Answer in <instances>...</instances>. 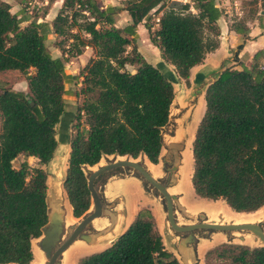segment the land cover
I'll list each match as a JSON object with an SVG mask.
<instances>
[{
	"label": "trees",
	"instance_id": "1",
	"mask_svg": "<svg viewBox=\"0 0 264 264\" xmlns=\"http://www.w3.org/2000/svg\"><path fill=\"white\" fill-rule=\"evenodd\" d=\"M39 1L45 3L41 13L22 19L18 14L23 11L11 13L0 1V74L16 71L26 83L24 91L0 90V264L32 262L31 241L47 222L45 172L26 161L13 168L12 161L18 156L34 158L38 165L51 160L64 85L80 80L75 96L81 101L66 141L62 181L71 217L78 219L90 206L86 169L101 158L144 157L157 164L172 82L177 78L188 84L190 69L217 48V21L224 17L218 0L174 1L170 7L169 0H124L123 7L103 8L96 0ZM57 1L50 29L58 38L59 57H52L44 46L49 29L32 19L43 17ZM247 5L251 9L244 17L227 23L243 40L233 51L235 63L247 39L246 22H264V0H248ZM121 10L129 23L118 27L113 16ZM21 22L27 24L20 27ZM139 24L175 77L147 63L137 51ZM86 48V63L76 75H66L65 64ZM203 102L190 143L192 192L199 199L221 200L234 213L256 212L264 206V48L255 51L247 65L239 63L238 70L220 71L206 85ZM121 170L130 171L115 172ZM125 176L138 179L144 191L152 190L135 172ZM98 195L103 202L102 191ZM76 264L179 263L164 248L150 212L140 209L108 247ZM203 264H264V246L221 243L203 254Z\"/></svg>",
	"mask_w": 264,
	"mask_h": 264
},
{
	"label": "rangeland",
	"instance_id": "2",
	"mask_svg": "<svg viewBox=\"0 0 264 264\" xmlns=\"http://www.w3.org/2000/svg\"><path fill=\"white\" fill-rule=\"evenodd\" d=\"M2 2H5L10 7L11 13H17L18 11H23L26 16H33L34 13L40 14L43 6L45 5L44 2H41L39 0H0ZM98 4L103 8L105 5H114L117 7H123V1L124 0H96ZM167 1V0H165ZM174 1L185 3L188 0H169L167 6H173L172 4ZM248 0H218V4L220 9L222 11H225L226 14L224 15L225 22L233 21L237 18H242L247 14V11L251 9L249 5H247ZM59 3V2H58ZM59 4L53 3L49 8L50 13L52 11L57 10V7ZM258 10L257 15L262 14L261 9L259 5L256 7ZM48 11V12H49ZM23 18L24 16H20V18ZM114 20L115 25L118 27H123L126 24H128L129 19H127L123 11H117L114 14ZM21 18V19H22ZM154 19V16H150V22ZM33 21H37V19L33 18ZM255 22V21H254ZM27 22H21L20 27H23ZM44 25L48 28L47 23H44ZM136 33H137V40L136 43L139 47V52L141 55H145L143 57L145 61H147L149 64H151L154 67H157L161 70H163L166 73H171L174 77L173 68L167 64H165L159 57L157 49L151 45V43L148 40L146 36V30L143 27H136ZM58 38L52 37L50 32L47 31L45 34L44 39V46L48 53L52 55H56L57 49L55 47V44L57 43ZM153 47V48H152ZM154 49V50H153ZM126 51H129V48H126ZM71 59L70 61H72ZM81 63V62H79ZM225 66L226 63L223 62ZM77 66L72 65L70 62L65 64V71L64 73L69 76H74L78 73V70L76 69ZM125 70L132 72L134 68L130 66H126ZM29 74H32V71H29ZM207 79V78H206ZM79 79L78 80H71L67 84L64 85V94L62 95V99L64 101V108H63V114L59 119V122L54 127V138L56 140V148L53 152L51 160L45 164V165H38L36 162V159L34 158H26L24 156H18L15 160L12 161V167L18 168L19 164L22 161H26L28 166L31 167H39L41 168L45 174H46V185H47V197L48 200H52L53 196L55 199L61 200V203L63 204V207L65 209H68L69 206L67 204V201L65 199L64 192L62 190V181L64 178V172L66 169V162L68 157V145H67V138L70 134V125L72 123V117L74 115L75 108L80 104V97H76L75 94L77 92V89L79 87ZM25 77L19 74L16 71H10L6 72L4 74H0V90L8 89L12 91H24L25 90ZM205 81H200L198 83L191 80L188 84L184 82L183 80L175 78V80L172 82V89H173V99L171 102V105L169 107V116H168V123L167 125L161 130V135L163 139V161L161 159H158V162L156 165L150 166V169L152 171H156L161 169V167L164 168V170H168L173 172V166L176 167L179 164L177 155L174 156L173 151L175 150L178 152H182L186 147V141L189 140V149H190V141H192L193 134L195 131V127L199 121V119L202 116L203 109H204V102H203V91L205 89ZM197 114L195 113V109ZM195 120H192L193 118ZM190 125L191 128V134L186 135V129L187 126ZM81 127L83 125L81 124ZM189 134V133H188ZM142 157H138L137 159L133 161H140ZM119 159H128L127 157H113L108 156L101 158L98 164H96L92 168H88L89 171H93L98 166L107 164L109 162H113ZM143 159V158H142ZM191 159V157H190ZM145 163L147 162L146 159L143 160ZM189 162V161H188ZM192 160L188 163L186 168H191ZM180 170H182L183 163L181 164ZM186 166V165H185ZM163 170V169H161ZM127 173H130L121 170V173L113 172L114 177L123 176ZM112 174V172L102 174L100 178H98L96 184L99 186L98 190L103 191V184L107 180V178H110L109 175ZM179 167L177 171L173 174H169V178L167 179L168 175L165 172H161L159 176V181L166 184L167 186L176 181L179 178ZM108 176V177H107ZM140 182V181H139ZM170 182V183H169ZM187 187L183 188L181 185L179 186L178 190L182 192V203L186 205V208L192 211V214H187L184 209L180 208V204L178 202L172 201V207H173V217L175 222L178 225L181 224H187L188 222L193 223H199V222H212L214 224H254L257 225L260 230L264 233V207L259 209L256 213L250 214V215H241V216H234L232 215L230 218H226L223 214L218 213V205L224 204L221 200L216 201H207L203 199L197 198L191 190L189 178L187 181ZM140 186L142 189V185L140 182ZM189 187V188H188ZM146 191H143V194L150 198L154 199V201L159 205L160 208V214L162 215V222L156 218L157 220V229L160 231V235L162 237L163 246L165 249L170 252L178 261L179 264H203V254L207 251L204 247H201L199 244L196 248L195 254H189L186 257L180 256L176 250H175V243L178 241V239L182 238L184 234H177L171 231V229L168 227L166 220H165V209H164V202L161 200L160 197L155 195V193L150 189H145ZM174 190H168L169 195H176L173 192ZM138 198L134 197V206L137 207L140 206V202ZM50 206V205H49ZM144 207V208H143ZM152 207L149 205H142L140 209H146L151 212ZM228 210L229 208L226 207ZM90 209V207H89ZM138 210V211H139ZM152 215V214H151ZM186 215V217H184ZM217 215H220L221 218H218ZM153 217V216H152ZM80 218H78L76 221H78ZM75 220H69L65 222V233L68 232V226L75 223ZM154 221V222H155ZM194 237L198 239V243L203 240V238L206 237L204 240H210L212 241V247L217 246L221 243H227L231 242L233 244H239V245H246L249 247H256V246H262V244L258 241L256 237H254L252 234H250L247 231H237V232H230V233H217L214 231H194L193 232ZM214 237V238H213ZM216 237H220V239H216ZM213 238V240H212ZM240 238H243L241 240ZM200 239H202L200 241ZM231 240V241H229ZM36 241H32V245L37 249L36 247ZM190 248L193 250L192 253H194L193 243H189ZM211 247V248H212ZM209 249V248H208ZM88 250V249H83ZM83 252H74L70 255V257L65 260L64 264H76L79 256H81ZM41 259L40 262H36L37 264H44L45 259L43 255L40 253ZM63 255L59 259L60 264H63ZM35 261L33 260L30 264H33Z\"/></svg>",
	"mask_w": 264,
	"mask_h": 264
},
{
	"label": "crops",
	"instance_id": "3",
	"mask_svg": "<svg viewBox=\"0 0 264 264\" xmlns=\"http://www.w3.org/2000/svg\"><path fill=\"white\" fill-rule=\"evenodd\" d=\"M55 3L60 4V1H57ZM111 6H114V5H111ZM48 11L43 17L38 18L37 22L47 23L51 36L55 37L51 33L50 21L54 17L56 10L52 11L51 13L50 11L49 12ZM17 13H19V11ZM223 13L224 15L226 14L225 11H223ZM123 14L127 19H129L127 14L124 11H123ZM20 16H26V15L25 13H20L18 14V17ZM237 19H240V18H237ZM227 23L229 22H225L224 17H221L217 21V25L219 28V36L217 38L218 40L217 48L213 50L212 52L205 54L204 59L202 60L201 64L194 66L190 69L188 83L191 80H193L194 82H200L203 80L206 83L205 84V87H206V85H208L220 71H222L225 68H231L233 70H238L239 63L243 65H247L249 63V59L252 56V54L257 50L264 48V22H262V26H258V23L256 21L246 22V26L248 28L247 39L244 40L243 47L236 56V60L238 62L235 63L233 61V51L237 45L242 43L243 40L239 35L228 30ZM140 26L143 27L141 24L137 25L136 27H140ZM135 34H136V40H137L136 28H135ZM145 37L147 38V32H146ZM136 47H137V51L139 52V47L137 43H136ZM141 56L145 57L144 54ZM52 57H59V52L57 51L56 55H52ZM89 57H90V50L86 48L81 55L77 56L76 58H73V60L69 62L72 65L75 64V66H77L76 69L78 70L83 67V65L86 63ZM223 62H225L227 66H225ZM162 150H163V147L161 148L159 159L163 156ZM182 159H183V151L182 152L179 151L180 164L178 167H179L180 176L177 179L176 184L173 187L169 188L168 190L173 189L174 190L173 192L174 194H176L177 201L179 202L180 206L185 210L187 214H192L193 212L187 209L186 205L182 203L181 200H183L182 198L183 194L180 191V189L178 190L179 186L181 185L180 168L182 166L181 165ZM143 160H145L144 157H143ZM190 161L191 160L189 158V162ZM143 163L146 166L149 173L154 178H159L161 169L152 171L150 169V166H153L152 164H150L149 162L145 163L144 161ZM191 168H192V164H191ZM191 168L189 167V174H191ZM46 194H47V189H46ZM102 195H103V199L105 202V205H104L105 207L103 208L100 217L91 222V228H92V231L90 232L92 236L91 240H89V242L87 243L83 241H75L73 244H71L67 248V250L63 253V257H62L63 264L65 260H67L70 257V255L73 254L74 252H78V251L83 252L81 256L77 257L79 259L85 255L99 252L105 249L106 247H108L110 243L127 228V226L133 220L139 208L142 207V205H149L150 207H152L150 210L152 212L151 214L153 218L157 217L158 220L160 218V221L161 222L163 221L162 215L160 214V211H159L160 210L159 205L154 201V199H150L143 194V191L140 186V182L134 177H123V178L113 177V178L107 179L103 185ZM134 197L141 200L139 207H137L136 205L134 206V202H133ZM64 220L65 222L69 220H73V221L77 220L71 217L70 208H69V211L68 209H65ZM156 223H157V220L155 221V224ZM157 231L160 235V231L158 229ZM216 239H220V237H216ZM34 240H37V239H34ZM201 240L202 239H200V241ZM32 241H31V251H32ZM198 241L195 245V252L199 244L201 245V247H204L206 250H208V248L210 249L213 245L212 241L210 242V240L203 239L199 243ZM85 248L88 250L83 251V249ZM32 259H33V253H32Z\"/></svg>",
	"mask_w": 264,
	"mask_h": 264
},
{
	"label": "water",
	"instance_id": "4",
	"mask_svg": "<svg viewBox=\"0 0 264 264\" xmlns=\"http://www.w3.org/2000/svg\"><path fill=\"white\" fill-rule=\"evenodd\" d=\"M30 105L32 104L30 103ZM162 147H164L163 139L161 148ZM179 151L180 150H178V152H176L175 150L173 151L174 156L177 155L178 161ZM142 158L138 162L133 161L129 158L119 159L98 166L93 171H89L87 168L86 188L90 197V209H88V211L82 217H80L78 221L68 226L67 233H65V208L63 207L61 200L55 199V197L53 196V199L49 201L46 194L45 201L47 205V222L40 229V236L36 238V247L45 259L44 264H60L59 259L71 244H73L75 241H83L87 243L89 242V240H91V222L100 217L102 210L105 207L104 199L103 202H101V200L99 199V186L96 184V182L102 174L109 172H112L113 174L116 169H129L130 172H135L148 186L151 187V189L156 193V195L160 197L161 200L164 202L165 220L168 227L174 233L184 234L183 237L178 239V241H176L175 243V250L180 256L186 257L189 254H195V245L198 239L194 237L193 232L199 230L209 232L214 231L217 233L247 231L254 237H256L258 241L262 244V246H264V233L260 230L257 225L254 224H214L212 222H199L192 224L191 222H188L186 225H178L174 220L172 207V201H174L175 204L176 202L178 204L177 196L169 195L168 193V189L173 187L176 184L177 180L172 183L169 182L170 184L168 186L160 182L158 178H154L149 173L143 163ZM160 159L161 161H163V156ZM179 164L176 167L173 166V172L164 170L163 167H161V169L163 168L161 172H165L168 175V179L169 174H173L177 171ZM109 177L113 178L114 175L111 176L110 174ZM123 177L130 176L124 175L121 178ZM184 217H186V215ZM217 217L221 218L220 215H217ZM203 239H206V237ZM240 239L243 240V238ZM189 243H193L194 253H192L193 250L190 248Z\"/></svg>",
	"mask_w": 264,
	"mask_h": 264
},
{
	"label": "bare ground",
	"instance_id": "5",
	"mask_svg": "<svg viewBox=\"0 0 264 264\" xmlns=\"http://www.w3.org/2000/svg\"><path fill=\"white\" fill-rule=\"evenodd\" d=\"M196 110H198V108L195 109V113L197 112ZM192 118H193V116H192ZM192 120H195V118H193ZM190 132H191V128H190V125H188L187 129H186V133H187L186 135L190 136V134H191ZM188 145H189V140L186 141V144H185L186 148L183 150V159H182L183 167H182V170H181V186L183 188L187 187V183H188L187 181H188V178H189V175H190L189 174V168H186L188 163H189L188 162L189 158L191 157V153H190V149H189ZM90 168H92V167H90ZM218 206H219V207H217L218 210H219L218 213L223 214L226 218H230L232 215H234V216L250 215V214H254V213L257 212L256 211V212L248 213V214H246V213H234L230 209L228 210L226 208L227 206L225 204H220ZM32 253H33V260L35 261L33 264H37L38 262H40L41 255H40V252L33 245H32Z\"/></svg>",
	"mask_w": 264,
	"mask_h": 264
},
{
	"label": "built area",
	"instance_id": "6",
	"mask_svg": "<svg viewBox=\"0 0 264 264\" xmlns=\"http://www.w3.org/2000/svg\"><path fill=\"white\" fill-rule=\"evenodd\" d=\"M155 21H156V19H155Z\"/></svg>",
	"mask_w": 264,
	"mask_h": 264
},
{
	"label": "flooded vegetation",
	"instance_id": "7",
	"mask_svg": "<svg viewBox=\"0 0 264 264\" xmlns=\"http://www.w3.org/2000/svg\"><path fill=\"white\" fill-rule=\"evenodd\" d=\"M163 169V168H162Z\"/></svg>",
	"mask_w": 264,
	"mask_h": 264
}]
</instances>
